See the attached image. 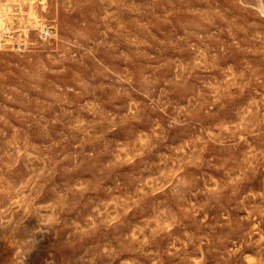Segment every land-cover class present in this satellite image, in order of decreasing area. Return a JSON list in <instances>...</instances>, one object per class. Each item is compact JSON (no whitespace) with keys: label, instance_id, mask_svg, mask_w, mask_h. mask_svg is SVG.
I'll return each mask as SVG.
<instances>
[{"label":"rangeland","instance_id":"obj_1","mask_svg":"<svg viewBox=\"0 0 264 264\" xmlns=\"http://www.w3.org/2000/svg\"><path fill=\"white\" fill-rule=\"evenodd\" d=\"M0 264H264V0H0Z\"/></svg>","mask_w":264,"mask_h":264}]
</instances>
